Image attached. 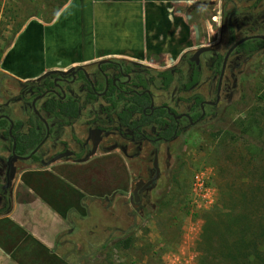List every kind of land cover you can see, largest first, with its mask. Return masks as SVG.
I'll use <instances>...</instances> for the list:
<instances>
[{
	"label": "rangeland",
	"instance_id": "rangeland-1",
	"mask_svg": "<svg viewBox=\"0 0 264 264\" xmlns=\"http://www.w3.org/2000/svg\"><path fill=\"white\" fill-rule=\"evenodd\" d=\"M64 2L0 0V68L4 65V55L24 25L32 18L46 22ZM200 4L195 18L203 38L187 51L183 60L174 66L163 64L164 67L158 68L163 71L175 69V80L170 87L162 88L157 76L160 70L137 67L138 70L146 68L144 75L154 80L151 89L156 104L168 105L177 114L191 112L196 97L214 101L219 72L214 73L213 69L218 57L225 56L233 44L229 34L230 21L236 41L246 36L264 35V0H201ZM201 45L211 46L213 51L201 55L200 80L197 87L190 90L187 85L192 81L195 66L189 58ZM244 57L242 53H233L229 58L221 99L212 109V114L170 142L159 140L150 143L135 139L130 130L118 125L115 112L106 110L102 99L91 101L88 98L82 83L67 89L70 97L79 98L84 105L82 117L66 127L48 119L54 133L40 155L48 161L65 148L75 150L83 157L81 167H74L72 158L58 163L72 167L74 177L86 172L90 165L97 166L101 171L98 174H106L108 183L101 185L100 189L92 186L95 192L102 194L98 197L78 195L84 198L80 204L85 210L81 208L79 212L76 208H69V203L76 205L80 201L70 195L68 201L63 202L68 209L57 204L58 211H66L62 221H57L52 213L47 221L39 218V221L50 226L53 222L54 227L59 228L58 231L54 228L55 233L50 234L52 245L49 251H44L41 264H198V243L204 215L217 202L219 183L242 178L250 167L249 143L242 137L237 124L255 110L258 115L262 113L261 109L264 110V50L247 59ZM52 60L50 58L47 64ZM237 64L240 66L235 68ZM97 67L98 62L87 68L94 80ZM43 76L20 81L0 71V115L9 113L15 120L27 124L33 113L34 92L25 85L39 82ZM6 103H9L7 109ZM41 106L39 103L38 109ZM89 128L98 133L104 129L111 134L103 139L100 147L94 135L91 145L82 149ZM144 131L155 138L160 128L151 126ZM155 149L158 150L160 177L154 187L142 191L136 201L133 196L135 184L141 180L148 181L154 175ZM91 150L97 157L88 164L93 160H90ZM9 154V143L0 136L1 167L5 166ZM16 165L18 173L13 177L12 195L15 188L19 191L26 187L25 182L18 183L21 174H27L29 168L31 171L43 168L32 165L31 161ZM65 171L71 173L68 169ZM3 183L1 177L0 186ZM114 190L121 195L113 200ZM7 194L0 195V219L8 214L3 197ZM81 213L86 215L81 216ZM7 224L0 221V228ZM129 237L133 242L127 248L124 240ZM22 262L27 263L24 259Z\"/></svg>",
	"mask_w": 264,
	"mask_h": 264
},
{
	"label": "crops",
	"instance_id": "crops-1",
	"mask_svg": "<svg viewBox=\"0 0 264 264\" xmlns=\"http://www.w3.org/2000/svg\"><path fill=\"white\" fill-rule=\"evenodd\" d=\"M200 3L201 0H68L51 22L32 18L24 25L4 55L0 71L27 81L47 74L46 71L65 73L77 67L88 70L103 60L163 71L158 68L163 64L174 66L203 38L195 18ZM50 58L53 62L47 64ZM95 157L91 156L93 160L88 164ZM72 164L81 167L82 163ZM53 166L20 175L18 183L25 182L26 187L19 191L15 188L7 217L0 219L8 223L0 228V264H23V259L27 263H43L44 251L52 245L50 234L59 228L39 218L47 221L52 213L57 221H62L66 211H58L57 204L81 212L84 198L79 196L98 197L102 194L92 186L100 189L108 183L106 174H92V165L73 178ZM70 195L80 201L67 207L63 202Z\"/></svg>",
	"mask_w": 264,
	"mask_h": 264
},
{
	"label": "trees",
	"instance_id": "trees-1",
	"mask_svg": "<svg viewBox=\"0 0 264 264\" xmlns=\"http://www.w3.org/2000/svg\"><path fill=\"white\" fill-rule=\"evenodd\" d=\"M67 1L65 0L61 6ZM61 6L57 8L50 19L45 20L46 23L53 20ZM233 29L230 27L232 31L230 40L234 44L236 40ZM262 50H264V40L251 39L240 45L235 53H242L249 58ZM218 58L214 67L216 72L221 71L224 56ZM109 64L111 65L102 64L101 69L104 70L109 66L117 67V65L122 64L127 72L131 70L124 62ZM194 66L192 81L187 85L188 88L200 80V71L195 64ZM54 75L56 74L44 78L45 88L53 86L50 77ZM157 76L165 90L175 80L172 70L159 72ZM78 79L89 88L90 91L87 96L91 101L99 99L97 93L103 90V84L100 81V69L95 75L94 88L87 80L84 71H79ZM26 85L33 90L34 98L41 95L45 89L39 82H31ZM134 85L143 87L144 90L129 98L128 104H126L122 114H118V117L124 126L133 131L135 139H142L143 129L150 126L160 128L157 137L153 138H161L162 141L166 140V142L173 141L192 128L189 126L188 129H184L185 122L179 126L175 118L164 107H159L153 114L151 110L144 113L143 108L151 103V97L145 92L149 82L146 76L140 73L136 76ZM114 90L115 87L112 88L111 93ZM201 101V97H196V103L192 109L194 122L203 113ZM112 107L116 108L117 104L114 102ZM83 109L84 105L79 98L68 97L66 100H62L53 96L48 97L43 102L40 112L47 120L53 119L58 126L65 127L77 122L82 117ZM212 109H214L213 106H207L206 112H209L206 115L212 114ZM113 111L115 110L113 109ZM261 111L262 113L258 115L255 110L237 124L242 137L249 143L250 167L242 178L227 179L219 183L217 202L204 215V223L198 243V264H264V119L262 116L264 110L261 109ZM133 113L139 114L138 119L133 118ZM186 124H189V121L186 120ZM8 126V121H0V130H6L5 136L7 137H9ZM22 126V122H17L14 133L17 137V152L20 155H25L41 143L46 133V127L35 113L29 120L30 130L28 134L21 133ZM258 163H262V165L258 166ZM124 242L125 247L129 248L133 241L129 237Z\"/></svg>",
	"mask_w": 264,
	"mask_h": 264
},
{
	"label": "flooded vegetation",
	"instance_id": "flooded-vegetation-1",
	"mask_svg": "<svg viewBox=\"0 0 264 264\" xmlns=\"http://www.w3.org/2000/svg\"><path fill=\"white\" fill-rule=\"evenodd\" d=\"M230 27H232L231 21L229 22V34L231 35L232 31L230 30ZM212 51H210V52H212ZM235 51L233 53H235ZM233 53L231 54V56L233 55ZM244 58L247 59L248 57L245 55ZM189 61H190V59H189ZM117 62H124V63H126V65L128 67H130L131 70L129 72H127L126 71L127 69H125V67L122 64L117 65V67H111V66H109V67H107L104 70L101 69V66L100 67L98 66L97 67V70L100 69V81L103 84V90L100 93H97V95H98V98H100V99L103 100V102H104V104L106 106V110H110L111 112H115V116H116V118L118 120V125L121 128H125V129L130 130L127 126H124L120 122V119L118 117V114H122L123 110L125 109L126 104H128V102H129V98L133 97L134 94L139 93V91L144 90L143 87H139V86L134 85V81H135V78H136V76L138 74H140V73L145 74L146 71H147V69L144 68L142 70H138L137 67H139L141 65L135 64V63L129 64V63L125 62V61H119V60H111V62H109V63H114L115 64ZM109 63H107V64L108 65H111ZM192 63H194V62H192ZM196 66L198 67V70L200 71V69H201L200 68V65L199 66L196 65ZM239 66H240V64H237L235 68H238ZM213 70H214V73H216V70L215 69H213ZM221 70H222V67H221ZM233 71L234 70L232 69L231 72H233ZM87 72H88V70H87ZM161 72H164V71H161ZM175 72H176L175 69H173L172 70V73L174 75L176 74ZM226 73H227V71L225 70L224 76L226 75ZM88 74H89V78L87 77V80L89 81V83L93 87V84H94V82H95L96 79L94 80L92 78V75L89 72H88ZM220 75H221V71L219 72V78H220ZM78 78H79V71L75 75L72 74V73L67 74V75H64V76L63 75H60V74H56V75L50 77V79L53 81V86L50 87V88H45L46 83L44 82V78H42L39 81V83H41L42 87L45 88L44 89V92L41 94V95H44V96L40 100L37 101V103H36L37 110L40 112V108L41 107L38 109V107H37L38 104L39 103H42L43 104V102L48 97L55 96V97L61 98L62 100H66L68 97H70L69 94H68V92H67V89H71L77 83H82V87L87 90V94H88L89 91H90L89 88L86 86V84L84 82L79 81ZM56 79H59V80L56 81ZM147 80L149 82V86L145 90V92L147 94H149V96L151 97V103H150L149 106L143 108V112L145 113L147 110H151V113L153 114L159 107H164V108H166L168 110L169 114L175 118V120L177 121V123H178L179 126H181V124H183L185 122V125H183V128L184 129H187L189 126L192 127L195 123H197L200 120L204 119V117L206 116V107L207 106H213V107H215L217 105V103L220 101L219 100L218 102H216V99H217V96H218V91H217L218 84H219V79H218V84H217V88H216V97H215L214 101L204 100L201 97L202 98V101H201L200 105L202 107V105L204 104L205 108H204V110L202 109L203 110L202 115L194 122L193 119H192V111L189 112V113L177 114L175 111H172L173 109L170 106H168V105H165V104L157 105L156 104V101H155L154 92L151 89L152 88V85L154 84V80H151L149 78H147ZM223 80H224V77H223ZM197 85H198V82L195 83L189 89L190 90H193L195 87H197ZM222 85H223V83H222ZM25 87H28V86L25 85ZM113 87H115V90H114L113 93H111ZM221 91H222V89H221ZM41 95H38V96H41ZM38 96H36V97H38ZM34 99H33V101H34ZM194 100H195V102H194V104H195L196 103V98ZM33 101H32V107H33ZM114 102L117 104V107L116 108H113L112 107V104ZM206 102H215V104L214 105H208V104H206ZM8 107H9V103H6L5 104V109H7ZM113 109L115 111H113ZM33 113H35L34 107H33ZM40 114H41V116L44 119H46L41 112H40ZM183 114L189 115L190 118H191V120L187 116H181ZM178 116H181V118H178ZM138 117H139V114L138 113H133V118L138 119ZM30 118H29V120H30ZM1 120L8 121V125H9L8 126V129H7V132L9 134V137L5 136L6 130H0V136L5 141H8V143H9V151H10L9 156L6 157V159H5V162H4L5 163V166L4 167L3 166L2 167L0 166V178L2 177L4 179V183H3V185L0 186V190L2 191L1 193L3 195L5 193H8L7 194V197L3 196L4 199L7 202V206L5 208V212H8L10 210V208H11V205H12L11 204L12 203V194H10V192H11V190L13 188V182H14V180H13L14 178L13 177L16 176V174L18 173V169H17V165H16L17 163H27L28 161H31L32 162V165H37L38 167H50V166L55 165V166H53V168H57V170H59L62 174H65L69 178H73L72 177L73 176L72 175L73 173H72V169H71L72 167L68 166L66 163H62L60 165H56V164L58 162H60V161L63 162L62 160L63 159H66V158H72L73 161L76 164L81 163V162H84L83 161V157H81L80 154H78V152H76L75 150H70L69 148H65L64 150H62V151L54 154L48 161H45V159H44L43 156L41 157L40 154H41L42 149L45 147V145L47 144V142L49 141V139L52 138V135L54 133V130L51 129V127H50L49 122H48L47 119H46V121L48 123L49 130H47V126L45 125V127H46V133H45V136H44L43 140L41 141V143L35 149L27 152V154H25V155L18 154V152H17V137H16V135L14 133L15 128H16V123L17 122H22L23 123V126H22V129H21V133L28 134L29 133V130H30L29 129L30 128L29 121L27 122V124H25L24 121L15 120L9 113L1 114L0 115V121ZM186 120L189 121V124H186ZM145 129L146 128H144L143 131ZM100 131H101V133H98V132H96V130H93L92 128H89L88 129V134H87L85 140L82 142L81 148L82 149H87L88 146L91 145L92 141H94V135L97 138V142L99 143V146L98 147H100L101 144L103 143V139L107 138L111 134V132H109L107 130H104V129H102ZM131 132L133 133V131H131ZM142 136H143L142 139H144V140H146V141H148L150 143H154L155 141L161 140V138H158V139L150 138L149 135L145 134V131L143 132ZM56 140H58V139H56ZM77 141H79V140H77ZM164 142H166V140ZM14 143L16 145L15 154L17 156H19V157H27V159H17V158H15L13 156V154H14L13 153ZM79 143H80V141H79ZM116 149L117 148H114V150H116ZM34 151H36V152L34 153ZM63 154H67L68 156H66V157H64V158H62V159H60L58 161L52 162L50 165H45L44 164V163L50 162L55 157H57L59 155H63ZM94 154H96V153H94V151L91 150L90 158H91V155H94ZM10 157H12V160H11V173H10V180H9L10 182H8V177H7V172H8V159ZM35 158H38V160H35ZM34 167H36V166H34ZM93 167H94L95 171L92 174H98V172H101L100 169L97 166H94L93 165ZM65 169L70 170L71 173L66 172ZM153 170H154V167H153ZM27 171H28V173H30L29 175H31V173H34L35 172V171H31V168H29ZM25 173H27V172H25ZM154 174H155V170H154ZM153 187H154V185L151 186V187H149L148 189L153 188ZM135 188H136V186H135ZM126 190H127V188H126ZM134 191H135V189H134ZM134 191H133V196L136 199V201H138V198H139L141 192L138 193V197L136 198ZM113 192H114V194H116V195L113 196V200L115 199L116 196L121 195V193H116L117 190H114ZM125 192H127V191H125ZM1 193H0V195L2 196ZM107 200H109V198Z\"/></svg>",
	"mask_w": 264,
	"mask_h": 264
},
{
	"label": "water",
	"instance_id": "water-1",
	"mask_svg": "<svg viewBox=\"0 0 264 264\" xmlns=\"http://www.w3.org/2000/svg\"><path fill=\"white\" fill-rule=\"evenodd\" d=\"M251 39H262L264 40V35H252V36H247L239 41H237L235 44H233L229 50L227 51L225 57H224V60H223V64H222V70H221V75H220V78H219V84H218V96H217V99H216V102H218L221 98V89H222V83H223V77H224V74H225V70H226V67H227V64H228V60L231 56V54L240 46L242 45L243 43L251 40ZM213 50V47L211 46H208V47H200L199 49H197L193 54L192 56L189 58L191 62H194L196 65H200V57L202 54L206 53V52H210ZM111 62V60H103V61H100L98 63V66L100 67L102 64L104 63H109ZM78 71H84L86 77L89 78V74L87 72V70L84 68V67H77V68H70L67 72L68 74L72 73V74H76ZM53 74H60V75H66L64 72H61V71H50L49 73L45 74L42 78H45V77H48L50 75H53ZM41 78V79H42ZM59 79H56V81H58ZM44 95H41V96H38L34 99L33 101V107H34V110H35V113L36 115H38L42 121L45 123V125L47 126V130H49V126H48V123L46 121V119H44L40 112L37 110L36 108V103L38 100H40ZM206 104L208 105H214L215 102H206ZM205 106L204 104L202 105V109L204 110ZM181 116H187L190 120V116L189 115H186V114H183ZM181 116H178V118H181ZM15 149H16V145L14 143V147H13V156L17 159H27V157H19L15 154ZM36 151H34L35 153ZM68 156L67 154H63V155H59L57 157H55L54 159H52L50 162L48 163H44L45 165H50L52 162H55V161H58L64 157ZM11 160H12V157H10L8 159V172H7V177H8V182H10V173H11ZM153 167H154V170H155V174L154 176L148 180V181H138L135 186V196L136 198L138 197V193L139 192H142L143 190L145 189H148L149 187L155 185V183L158 181L159 177H160V173H161V170H160V165H159V156H158V150L156 149L155 150V156H154V161H153Z\"/></svg>",
	"mask_w": 264,
	"mask_h": 264
}]
</instances>
